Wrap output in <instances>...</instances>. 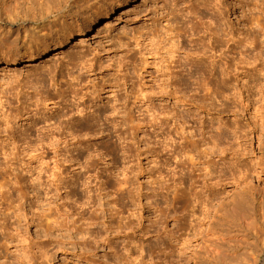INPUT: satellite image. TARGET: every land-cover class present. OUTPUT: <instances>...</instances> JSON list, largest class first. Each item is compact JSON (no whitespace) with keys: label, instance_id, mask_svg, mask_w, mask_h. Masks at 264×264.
Here are the masks:
<instances>
[{"label":"rangeland","instance_id":"obj_1","mask_svg":"<svg viewBox=\"0 0 264 264\" xmlns=\"http://www.w3.org/2000/svg\"><path fill=\"white\" fill-rule=\"evenodd\" d=\"M39 1L42 2L0 0V4L5 5L1 6L0 10V61H3L0 63L1 129L5 128V122H10L14 128L17 125L27 126L28 119L35 110L48 113L56 108L57 93H63L70 98L72 95L69 91L72 87L80 89L79 86H86L88 91H92L93 87L97 91L106 89L100 93L99 101L97 99L94 104L102 106L113 100L115 95H119L122 103L126 99L127 110L128 107L131 108L135 117L139 116L138 108L144 110L150 103L154 111H157L156 114L165 112L166 117L171 119L170 123H174V120L179 123L183 120L187 122L185 128L188 129L186 131L192 132L193 140L203 138L200 142L201 149L210 148L215 143L217 150L209 158L200 160L211 164L208 168L211 169V174L207 178L202 176L207 173L205 171L191 174L184 170L175 175L174 182L167 181L161 185L152 182L155 178L150 176L152 172H146L155 164L154 157L141 148L143 145L137 143L144 133L140 131L136 134L135 141L129 140L133 144L136 142L135 147L138 145L142 151L132 160H135V163L137 161L138 166L133 163V173L136 175L132 174L131 188H140L144 194L141 203L150 204L155 212L151 219L156 224L149 232H146V228L151 225L150 222L143 221L138 230H122L121 234L114 238V234L101 230L107 225V218L104 225L100 223L96 228L88 227L92 228V236L86 235L82 240L79 235L77 238L73 236L69 241L66 228H62L61 232L67 237H62L63 234L56 231L52 237L45 239L42 234H37L39 228L36 223L37 216L45 213L46 208H40L42 212L37 210L38 208H32L35 212H32V209L29 211L36 215L31 218L33 215L25 207L28 221L21 218L20 221L25 222L20 223L21 231H16L15 218H11L5 228L2 227L6 205L0 203V264H30L29 258L34 253L36 256L39 253L37 248L31 250L33 243H37L39 248L48 249L47 255L51 261L45 260L43 264H129L125 257L129 247L134 250L131 254L133 257L141 254L145 261L154 264H264V44L252 52V55L258 56L249 61L250 64L246 67L248 71L244 69L245 74L241 71L243 65L232 66L237 75L229 78L219 74L223 69V62H219L212 71L209 59L201 63L191 60L196 58L192 55L193 46L197 43L198 36H202L203 28L198 35L185 33L191 26L198 29L212 23L213 27L215 19H219L225 27L233 25L234 29H242L243 14L248 16L249 9H255V13H260L264 21V0H89L79 10L78 16L71 15L69 9L64 7L61 9L63 12L60 10L59 13L55 10L52 14L46 12L45 7H42L43 11L39 7ZM50 2L54 5L52 0ZM3 8H6L7 12L11 11L6 15ZM172 11L178 16L175 20L169 15ZM3 13L8 18L10 16L11 20L7 18L10 24L6 22ZM48 14L49 16H46ZM41 16L45 18L42 20ZM90 18H94V23L87 29ZM53 19L59 25H56ZM52 22L55 27H52ZM40 28L45 30L42 32ZM171 28L174 30L172 34L178 32L185 41L184 49L177 50L175 54L170 51L171 41L168 43L166 32ZM140 34L143 38L154 37V43L150 44L151 52L146 53L136 46V41H142L135 40ZM261 39L264 41L262 37ZM34 48L43 51L39 59L12 66L7 64L9 59L22 53L30 55L27 50ZM238 61L236 58L234 63ZM170 73L172 75L169 77ZM76 77L79 82L75 80ZM139 91L148 97L149 101L146 103L145 100V105L137 102L140 99ZM124 107L121 108L122 112ZM20 111L22 113L17 114ZM1 129L0 144L5 139V133L2 134ZM218 133L222 135L215 139ZM97 142L101 143L90 141V147L103 146L96 145ZM1 145L5 146V143ZM1 145L0 152L3 151ZM1 155L2 153L0 161H4ZM60 162V169L67 171V164ZM4 163L6 161L0 165V172H11L6 169L9 164ZM98 163H101V166L98 164L96 167H103L102 161ZM48 165L52 166V163ZM205 166L206 164H203L200 168ZM136 168H142L143 172L136 171ZM95 170L97 169L93 170L94 173ZM15 171L17 170L13 172ZM93 172L91 173L94 174ZM188 176L189 182L186 181ZM104 181L103 178L95 180L93 186H99L98 182ZM93 188L95 190V187ZM109 189L111 192L108 199L113 200L117 195L112 187H108ZM180 190H190V194L197 193L198 200H202L208 208L214 205V209L210 210L208 218L201 223L194 235L180 230L182 223L186 224L190 219L183 204L172 202L173 195L180 193ZM238 202L242 203L241 208L232 212L230 209ZM62 203L63 200L59 199L56 204L60 206ZM127 209L122 215L123 222L127 221L128 217L131 219V213L137 214L139 210L135 206ZM145 216L144 213L143 217ZM174 235L181 236L176 240L172 239ZM9 238H12V242L7 246L11 253L7 252L9 257L6 259L3 243L9 241ZM60 240L67 243L65 248L56 243ZM83 240L87 244L86 258L82 256L85 252L81 249ZM71 241L76 243V249L69 244ZM22 250L23 253L29 254L21 255ZM148 250L150 257L146 255Z\"/></svg>","mask_w":264,"mask_h":264},{"label":"bare ground","instance_id":"obj_2","mask_svg":"<svg viewBox=\"0 0 264 264\" xmlns=\"http://www.w3.org/2000/svg\"><path fill=\"white\" fill-rule=\"evenodd\" d=\"M41 1L42 2L39 1L41 3L39 7H41V9L42 7H45L46 12L49 11L52 14L55 11H58L59 13V11L64 7L69 9L68 12H71V15L76 14L78 16L79 10L86 3H88L89 0H52L54 5L51 4L50 0ZM142 1L146 2L145 0ZM68 2L70 5H67L69 4ZM2 3L4 4L5 2ZM2 3L0 4V10L3 5ZM51 5L56 8H52L53 6L51 7ZM2 7H5V5ZM5 9L6 8H3V10ZM26 9L28 10V8ZM42 10L44 11V9ZM7 11H4L6 12V15L11 10L9 12ZM46 12L45 14H47ZM172 12L169 15H171L175 20L178 16H176L175 12ZM3 15L6 16L4 13ZM46 16H49V14ZM7 18L8 17L6 16V22L10 19V16L8 19ZM3 19H5V17H3ZM17 19L19 18L17 17ZM17 19H14V21ZM32 19L34 20V18ZM88 22L87 29L94 23V18H90ZM55 24L59 25V23L57 24L56 22ZM213 24V27L212 23H209L205 27L198 29H194L191 26L185 31V33L191 32V36H193L198 35V33L201 32L200 30L203 28L202 36H198L196 40L197 43L193 46L194 53L192 55L196 56V58H191V60L201 63L202 61L209 59V65L212 68V71L216 69L219 62H223L224 66L223 69L220 70L219 74L222 76H228L229 78H233L237 75V72L232 70V66L239 67V65H243L241 71H243L242 74H245L244 69L249 66V61L253 57L258 56L252 55V52L256 51L258 47H261L264 44V41L261 39V37L264 39V21L260 16V13H255V9H249L248 16L243 14L242 29H234L233 25L225 27L219 19H215ZM53 26L54 23L52 27ZM44 28H40V30H45ZM48 29H50L49 24ZM173 31V28H171L166 32H168V43L171 41L170 51L172 54H175L177 50L181 51L184 49L183 43L185 41L183 36L178 32L172 34ZM46 32L48 33V30ZM48 36L49 35H47V37ZM24 37L25 36H23V40ZM139 39H142V41H136V46L142 48V51H145L146 53L151 52L152 49L150 48V44L154 43V37L151 38L146 36L143 38V35L140 34V36L135 38V40ZM175 47L176 49L174 50ZM27 51L30 55L22 53L17 57L9 59L7 64L12 66L24 61H35L43 54V51H40L39 48H34L33 50L28 49ZM236 58L239 61L234 63ZM2 62L3 61H0V63ZM171 75L172 73L169 74V77ZM76 79L78 81V77H76L75 80ZM78 84L80 85V83ZM70 87L72 86H69V88ZM79 87L80 89H77L78 87H76V89H74L75 87H72L73 89L69 91V94L71 93L72 95L70 98L66 97L63 93L60 95H57L60 92L57 93V97L55 99H57L58 102L54 110H51L50 112L48 111V113H40L42 111L39 112V109L35 111L33 110L35 113L32 114L30 118L27 116L29 118L27 126L22 127L21 125L18 127V125H15L16 128H14L13 125L9 124L10 122H5V125L3 124L5 128H0L2 130L1 133H5H2L5 139L1 141V144L5 143V146L0 144L3 146V148L1 147V150L3 151L0 152L2 153L1 158L4 159V161H1L2 163L6 161L4 164H9L6 169L11 171L0 172V203L2 205H6L4 209L6 213H3L2 227L5 228L9 220L11 218H15V221L17 222L16 231L19 230L20 223L22 222L20 220L24 219L26 221L29 217H27L25 214L26 212L24 211V208L27 207V210H33L32 212H35L32 208H38L37 210L40 208H46L47 211L45 213L37 216L38 222L35 221L37 222L36 226L40 229V231L39 229L37 230V234H42L45 239L46 237H52L56 231H58L57 233L59 234V232L62 231V228H66V235L68 236L69 241L73 236L77 238L79 235L81 236L79 239L82 240L86 235L89 237L92 236V228L89 229L91 226H95L96 228L100 223L104 225L105 222H107V218H109V221L107 225H104V229L101 228V230H103V232L107 231L109 234H114V238L121 234L122 230H138L143 221L150 222L151 225L146 228V232H149V230L156 224V222L151 219L153 218L155 212L152 210L150 204L141 203V198L144 195L142 194V190L140 188H131L133 186L132 174H135L133 173L135 170L133 163H138L137 161L135 163V160L132 162V160L135 157L137 158L142 151H140L138 145L135 147L136 142L133 144L129 140H134V138H136V134L140 131L144 133V138L142 137V139L138 140L137 143L143 145L141 148H144L150 156L154 157V160L153 158L151 160H153L155 164L152 165L153 167L146 170V172H155L153 175L152 173L150 174V176L155 177L152 182L154 184L159 183L161 185L167 181L174 182L175 175L178 174V172H183L184 170H186V172H190L191 174L196 171H205L207 173L202 176L203 178H207L211 174V169H208L211 164L207 161L200 162V160L214 155L217 150V148H215L217 145L213 143L210 148L201 149L202 146H200V142L203 141V138L193 140L194 138L192 132L190 133V130L186 131L187 128H185L187 122L183 120L179 123L178 120H174V123H170L171 119L166 117L165 112L162 111L165 116H162L164 114H160V112L156 114L157 111H154V109L149 105L150 103L144 110L138 108L137 113H139V116L136 113L137 117H135L131 108L129 109L128 107L127 110L126 99L122 103V99L119 95H115L113 100H109L106 104L99 106L97 103L94 104V102L97 99V101H99L100 93L106 89H98L97 91V89L93 87L92 91H88L86 86ZM139 97L140 99L137 101L138 103L142 102L143 105H145L147 101H149L148 97L144 95L142 91H139L138 98ZM1 103L2 102H0V104ZM133 104L134 106L136 105V103ZM122 106H125L124 112H122L123 110L121 111ZM45 110L46 109H44V112ZM21 111L17 112V114H21ZM26 115L28 114L26 113ZM10 116L13 119L12 115ZM5 121L8 120L5 119ZM221 135L222 134L218 133V135L214 137L215 139H219ZM93 140L101 141L100 144L103 146L101 147L97 142L96 145L98 144L101 148H91L92 146L90 147L89 143ZM92 143L94 144V142ZM110 143L113 144L111 145ZM60 161L67 164V167L64 166L67 171L60 169ZM99 161L103 162V167L101 168L96 167L99 164ZM50 162L52 163V166L50 165L52 168L48 165ZM32 164L35 165L32 166ZM203 164H206L205 168H200ZM95 168L97 171L95 170L96 172L94 173L93 170ZM0 169L2 170V168ZM136 169V171L139 170V172H143L142 168ZM14 170H17L18 172H13ZM114 172H116V174ZM200 176L201 175H199V177ZM101 178L105 179V181L98 182L99 186H93L94 181L98 179L101 180ZM188 178L189 176L186 178V181ZM93 187H95V190H93ZM108 187H112L115 191V195H117V197L113 200L108 199L111 192V189L108 190ZM145 193H147V191ZM190 193V190H180V193L173 195L172 202L176 204H183L185 206V211H187L188 216L190 217L189 221L185 222L186 224L182 223L180 230L191 232V234L194 235L198 232V228L201 223H203V221L205 222L208 218L210 210L214 209V205H210L208 208L202 200H198L197 193ZM104 198L106 199L103 200ZM59 199L63 200L62 205H60L61 207L58 206L59 204H56ZM241 205L242 203L238 202L230 210L232 212H236V210L241 208ZM131 206H135L139 210L137 211V214H135V212L131 213V219L128 217V220L123 222L124 217L122 215L127 212V208ZM39 211L42 212L43 210ZM32 212H30V214L33 215ZM144 213L146 214L145 217H143ZM34 215L31 218H34ZM169 215L170 214L168 213V217ZM99 220L103 221L98 222ZM15 221L13 220L14 223ZM30 224H32V222ZM83 225H85L86 228H83ZM26 228H28V226H26ZM19 231H21V227ZM66 235L63 234L62 237H67ZM180 236L181 235L175 237L174 235L172 236V239L176 238V240H178ZM11 239L12 238H9V241H5L3 243L6 249V251H4L6 259L9 257L7 252L10 250L7 244L11 241ZM21 239L23 240L24 237ZM56 243L60 247L63 246V248H65V244H67L61 240ZM69 244L76 249L75 242L71 241ZM86 245V242L83 240L81 249L85 251L82 254L85 258V254H88L86 251ZM50 246H52V244ZM34 248H37L39 253L37 256L34 253L32 257L29 258L30 260L28 261L30 264H43V261L45 260L51 261V259H49L50 257L48 258L47 255L48 249L39 248L37 243H33L31 250ZM25 249H27V247H25ZM23 250L22 253L24 252ZM132 252H134V250L129 247L127 249L128 254L125 256L129 264H154L151 263V261H145L141 254L138 255L140 260H137L138 257H133V255H131ZM26 254L28 255L29 253ZM26 254L23 253L21 255L26 256ZM51 255L54 256V254H50V256ZM146 255L150 257V250L146 252ZM16 257V260H18L19 257ZM21 257L22 259H25V257ZM26 258L28 259V257ZM28 261H25V263Z\"/></svg>","mask_w":264,"mask_h":264}]
</instances>
